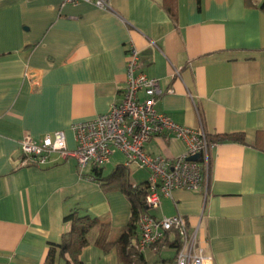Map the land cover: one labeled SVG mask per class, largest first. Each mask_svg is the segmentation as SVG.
<instances>
[{"label": "crops", "instance_id": "obj_1", "mask_svg": "<svg viewBox=\"0 0 264 264\" xmlns=\"http://www.w3.org/2000/svg\"><path fill=\"white\" fill-rule=\"evenodd\" d=\"M107 1L0 0V264H44L75 209L109 222L111 241L127 223L129 201L104 178L122 165L136 185L146 169H130L119 154L97 171L80 170L74 159L21 167L18 142L25 132L38 138L63 130L74 148L71 124L120 99L129 43L140 68L165 89L158 112L209 135L241 132L246 141L213 144L206 194L173 190L152 215L185 217L212 264H264V151L257 147V136L264 138V0ZM26 71L39 76L38 89ZM144 150L175 157L184 145L153 137ZM133 173L143 177L134 181ZM165 242L142 252L147 264H175L177 238ZM79 260L123 264L115 246L103 251L93 243Z\"/></svg>", "mask_w": 264, "mask_h": 264}, {"label": "built area", "instance_id": "obj_2", "mask_svg": "<svg viewBox=\"0 0 264 264\" xmlns=\"http://www.w3.org/2000/svg\"><path fill=\"white\" fill-rule=\"evenodd\" d=\"M76 3L94 2L108 7L107 0H62ZM174 68V75H179ZM25 77L36 90L39 76L26 71ZM170 91V89L168 90ZM165 92L157 78L148 76L140 68L139 53L131 43L126 51L125 86L120 99L107 112L71 124L75 146L69 149L65 132L56 130L34 138L25 132L19 142V166L44 168L58 162L74 159L83 170L102 169L113 154H119L126 166L146 169L145 206L136 222L135 248L139 252L176 236L175 264H212V255L198 242L197 227L188 230L185 217H155L151 211L161 204V198L170 197L173 190H202L206 194V177L210 167L213 144L202 125L198 128L178 124L170 116L160 113L155 105ZM191 96V95H190ZM153 137L176 138L184 145V152L175 157L155 156L145 152V144ZM198 155L196 160L189 156Z\"/></svg>", "mask_w": 264, "mask_h": 264}, {"label": "trees", "instance_id": "obj_3", "mask_svg": "<svg viewBox=\"0 0 264 264\" xmlns=\"http://www.w3.org/2000/svg\"><path fill=\"white\" fill-rule=\"evenodd\" d=\"M259 9L264 12V2L259 6ZM260 136V135H259ZM261 141L258 149L264 151V138L258 137ZM208 140L212 144L221 143L224 141H234L240 144H246L245 135L241 132L229 134H208ZM256 146V145H255ZM209 172V170H208ZM129 173L127 167L118 165L112 172L106 176L105 182L102 185L114 186L121 191L130 203V215L127 223L121 229L119 235L114 239H109L110 224L98 217H93L88 214L80 215L78 211H70L63 219L70 223V229L62 236V242L58 244L49 243L47 255L44 264H55L59 258H63L65 264H81L79 253L83 247L93 243L107 251L112 246L116 247L118 258L123 264H147L141 252L135 248L136 240V222L139 215L145 211V182L132 185L129 182ZM92 230L95 231L91 238ZM164 242L158 245H166ZM172 245L177 246V242ZM157 248V249H158Z\"/></svg>", "mask_w": 264, "mask_h": 264}, {"label": "rangeland", "instance_id": "obj_4", "mask_svg": "<svg viewBox=\"0 0 264 264\" xmlns=\"http://www.w3.org/2000/svg\"><path fill=\"white\" fill-rule=\"evenodd\" d=\"M130 169H135V168H134V166L131 165V166H130ZM141 177H143V174L133 173V174L131 175V179L134 180V181L140 179ZM91 233H92V232H91ZM90 235H91V234H90Z\"/></svg>", "mask_w": 264, "mask_h": 264}, {"label": "water", "instance_id": "obj_5", "mask_svg": "<svg viewBox=\"0 0 264 264\" xmlns=\"http://www.w3.org/2000/svg\"><path fill=\"white\" fill-rule=\"evenodd\" d=\"M198 157V155H192V156H189L188 159L190 160H196Z\"/></svg>", "mask_w": 264, "mask_h": 264}]
</instances>
